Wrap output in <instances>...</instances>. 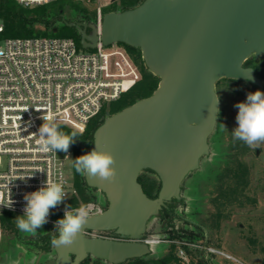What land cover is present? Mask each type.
I'll use <instances>...</instances> for the list:
<instances>
[{
  "label": "water",
  "instance_id": "obj_1",
  "mask_svg": "<svg viewBox=\"0 0 264 264\" xmlns=\"http://www.w3.org/2000/svg\"><path fill=\"white\" fill-rule=\"evenodd\" d=\"M69 24L80 30L84 48L99 42L139 48L160 80L150 96L109 115L94 132L91 150L109 151L116 159L113 182L85 176L105 194L106 210L89 216L72 246H54L56 257L40 263L42 252L36 264H80L91 257L120 264L151 252L155 241L143 238L149 218L180 198L185 176L208 153L219 109L217 81L246 79L263 86L244 63L264 55V0H143L105 13L91 32L88 23ZM145 169L161 181L156 198L138 180ZM87 230H113L120 238L90 236Z\"/></svg>",
  "mask_w": 264,
  "mask_h": 264
},
{
  "label": "built area",
  "instance_id": "obj_2",
  "mask_svg": "<svg viewBox=\"0 0 264 264\" xmlns=\"http://www.w3.org/2000/svg\"><path fill=\"white\" fill-rule=\"evenodd\" d=\"M53 1L16 0L24 7ZM75 1L93 5L100 26L105 7L115 0ZM4 31L0 20V242L2 215L22 216L25 194L38 190L47 178L62 182L68 196L50 210L44 225L55 226L66 206L80 205L70 204L76 189L64 169L72 149L67 153L42 151L37 135L42 117L83 132L106 103L118 99L141 79L139 67L118 43L106 46L99 42L92 51L83 52L70 37H3ZM81 204L91 206L89 216L106 210L96 200Z\"/></svg>",
  "mask_w": 264,
  "mask_h": 264
},
{
  "label": "rangeland",
  "instance_id": "obj_3",
  "mask_svg": "<svg viewBox=\"0 0 264 264\" xmlns=\"http://www.w3.org/2000/svg\"><path fill=\"white\" fill-rule=\"evenodd\" d=\"M81 3L94 8L93 5ZM121 8L119 3L118 10L105 9L104 12L120 11ZM76 14L69 4L61 12L66 21L76 17ZM62 21L60 19L58 24ZM80 50L88 52L93 48L82 47ZM253 58L260 59L255 56ZM262 82L264 86V80ZM256 90L246 79L221 78L217 81L219 113L215 128L208 138L209 151L200 158L198 167L191 170L180 185L179 195L184 200L177 203L176 211L180 217L176 215L173 225L176 230L183 227L182 233L185 235L186 231L195 230L199 236L195 240H171L167 237L169 230L165 231L160 218L153 214L147 222L144 239L160 242L150 245L151 252L145 255L147 260H155L174 252L179 260L172 264H264V143L248 146L243 141L234 140L232 135V130L238 126V108L235 105L245 102L248 93ZM220 124L225 125L227 130H222ZM89 147L90 144L86 146ZM233 158L248 168L249 183L240 198H235L231 203L224 199L225 203L222 204L223 198L218 195V187L228 184L227 176L222 173L231 168L230 165L234 166L229 163ZM64 169L72 179L73 158L66 160ZM141 172L156 176L147 169ZM90 191L96 201L107 204V198L101 190L92 187ZM218 212H221V216ZM45 229L43 225L35 234H26L4 227L0 242V264H36L41 253L29 241ZM111 232L113 230H87L90 236L105 238H112ZM172 245H175V249ZM50 255L55 258L56 252ZM50 255L42 254L39 262H46ZM95 262V257H91L88 264ZM97 264L112 263L103 260Z\"/></svg>",
  "mask_w": 264,
  "mask_h": 264
},
{
  "label": "trees",
  "instance_id": "obj_4",
  "mask_svg": "<svg viewBox=\"0 0 264 264\" xmlns=\"http://www.w3.org/2000/svg\"><path fill=\"white\" fill-rule=\"evenodd\" d=\"M142 1L143 0H115L110 3V5L106 6L105 9L118 10L120 3L122 5L120 11H123L139 5ZM81 2L82 1L75 0H55L40 6L24 7L16 2V0H0V20L5 25L3 37H26L38 35L63 36L73 38L78 47L82 48L80 30L75 26H71L69 23L73 20H76L75 22L88 23V32H91L90 25L96 23L97 13L94 8L91 9L89 6L82 5ZM67 4H69L77 13L76 17H71L68 21L64 20L61 16V12ZM60 19L63 21L59 25L58 21ZM55 28H57L56 31H54ZM118 44L127 50L135 64L139 67L141 71V79L135 84V86L123 93L118 99L106 103L100 113L91 118L83 132L77 131L78 137L76 142L70 145L73 160L90 151L94 141V132L104 122L108 115L122 110L139 99L150 96L158 87L160 78L147 69V66L142 58L141 50L122 42ZM253 57V55L250 56L245 61L244 65L251 66L255 70L257 76L264 80V55H262L258 60H255ZM251 84L258 90L264 92V86L259 87L252 82ZM60 126L65 132L75 130L66 125L60 124ZM88 144H90V147L86 148ZM229 163L234 164V166L230 165L231 168L222 173L225 177L227 176L226 180H228V184L226 186L218 187V195H221L223 198L222 204L225 203V200H228L231 203L235 201V198H240L242 191L249 183V172L245 164L235 160L234 158ZM147 170L155 174L154 171L150 169ZM138 180L141 183L144 192L149 197H157L161 188V181L157 175L154 177L141 172ZM73 184L76 189V195L70 201L72 206L95 201V196L90 191L92 187L87 184L85 176L76 173L75 169L73 171ZM183 200V197L172 198V200L162 206L159 213L156 215L162 221V227L164 230H169V236L167 237L171 240L177 238L195 240L199 236L195 230L186 231L185 235L182 233L183 227L178 230L173 228L175 217L176 215L179 216L176 211L178 206L177 203H182ZM105 207H108V201ZM219 216H221V212L219 213ZM17 217L18 215L13 213H4L2 215L4 227L9 228L14 232H18V228L16 226ZM45 226L46 229L44 232L40 233L39 236L29 242L38 249V252L50 255L55 252L54 245H52L51 240L54 236H58V232L55 230V226ZM143 238H145V235ZM174 246L173 249H175ZM185 248L188 249L187 247ZM51 257H53V255H50V258ZM177 260H179L178 256L175 255L174 252H169L166 255L156 258L155 260H147L145 256H143L129 259L120 264H172ZM95 261L96 262L94 264H97L103 260L95 258ZM88 263L89 259L86 258L80 264Z\"/></svg>",
  "mask_w": 264,
  "mask_h": 264
},
{
  "label": "clouds",
  "instance_id": "obj_5",
  "mask_svg": "<svg viewBox=\"0 0 264 264\" xmlns=\"http://www.w3.org/2000/svg\"><path fill=\"white\" fill-rule=\"evenodd\" d=\"M215 101L218 104L219 98H215ZM235 107L238 108L236 116L238 126L232 130L233 139L243 141L248 146L264 143V92L256 90L248 93L246 101L236 104ZM217 111L219 113L218 108ZM42 120L44 122L37 134L40 137L42 151L67 153L70 145L76 142L78 132L75 130L65 132L50 118L42 117ZM220 127L227 130L223 124H220ZM73 167L76 173L100 183H111L117 176L116 159L113 154L98 150L96 147L74 159ZM67 196L62 182H53L47 178L38 190L25 194L24 214L16 218L18 230L26 234H35L48 222L50 210L62 204ZM12 203L7 207H11ZM90 209L91 206L87 204H80L78 207L66 206L63 218L55 222L58 236L52 238V245L72 246L80 238L84 226L89 221Z\"/></svg>",
  "mask_w": 264,
  "mask_h": 264
},
{
  "label": "flooded vegetation",
  "instance_id": "obj_6",
  "mask_svg": "<svg viewBox=\"0 0 264 264\" xmlns=\"http://www.w3.org/2000/svg\"><path fill=\"white\" fill-rule=\"evenodd\" d=\"M110 236H112V238H114V239H119L120 237L117 235V234H115L114 232H111L110 233ZM160 241L159 240H157V241H155L153 244H155V243H159ZM74 257V256H73ZM50 259H52V257L51 258H48V260H50ZM48 260H46V261H48Z\"/></svg>",
  "mask_w": 264,
  "mask_h": 264
}]
</instances>
